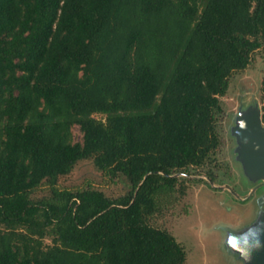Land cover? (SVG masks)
I'll list each match as a JSON object with an SVG mask.
<instances>
[{
	"label": "trees",
	"instance_id": "1",
	"mask_svg": "<svg viewBox=\"0 0 264 264\" xmlns=\"http://www.w3.org/2000/svg\"><path fill=\"white\" fill-rule=\"evenodd\" d=\"M259 50L264 0H0V264H186L156 199L230 173L221 98ZM89 158L129 194L56 188Z\"/></svg>",
	"mask_w": 264,
	"mask_h": 264
},
{
	"label": "rangeland",
	"instance_id": "2",
	"mask_svg": "<svg viewBox=\"0 0 264 264\" xmlns=\"http://www.w3.org/2000/svg\"><path fill=\"white\" fill-rule=\"evenodd\" d=\"M263 78L264 52L259 50L254 54V63L231 78L229 90L221 98L223 113L219 128L225 145L216 158L226 164L230 173L220 171V182L215 184H209V179L201 173L180 178L175 192L161 194L156 199L158 209L149 222L171 233L184 246L186 264H246L242 254L231 248L228 229L246 234L262 225L264 186L258 187L261 180L250 179L237 160L238 142L233 128L238 118L255 109L261 111L264 124ZM94 117L105 120L103 114ZM70 141L83 143L84 135L78 125L71 127ZM56 188L74 193L96 189L113 199L130 192L123 176H112L98 169L94 158L80 161L69 174L58 179ZM51 197L52 185L47 181L31 194L35 201ZM49 245H52L51 237L44 240V246Z\"/></svg>",
	"mask_w": 264,
	"mask_h": 264
},
{
	"label": "water",
	"instance_id": "3",
	"mask_svg": "<svg viewBox=\"0 0 264 264\" xmlns=\"http://www.w3.org/2000/svg\"><path fill=\"white\" fill-rule=\"evenodd\" d=\"M233 134L238 142L236 157L245 173L255 181L264 180V124L261 111L250 110L238 118ZM231 248L239 251L246 264H264V216L259 228L243 234L228 229Z\"/></svg>",
	"mask_w": 264,
	"mask_h": 264
},
{
	"label": "flooded vegetation",
	"instance_id": "4",
	"mask_svg": "<svg viewBox=\"0 0 264 264\" xmlns=\"http://www.w3.org/2000/svg\"><path fill=\"white\" fill-rule=\"evenodd\" d=\"M261 186H264V181H261V182L258 183V187H261ZM242 201H244V200H242Z\"/></svg>",
	"mask_w": 264,
	"mask_h": 264
}]
</instances>
